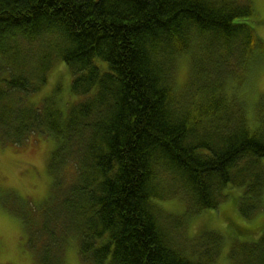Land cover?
<instances>
[{
    "label": "trees",
    "instance_id": "trees-1",
    "mask_svg": "<svg viewBox=\"0 0 264 264\" xmlns=\"http://www.w3.org/2000/svg\"><path fill=\"white\" fill-rule=\"evenodd\" d=\"M254 23L249 0H0V141H54L50 197L23 222L38 264H65L72 239L86 264H215L221 238L188 249L158 204L201 212L239 188L243 217L263 206L264 117L252 129L237 97L264 52ZM59 61L75 99L64 113L28 102ZM229 258L264 264V243Z\"/></svg>",
    "mask_w": 264,
    "mask_h": 264
},
{
    "label": "rangeland",
    "instance_id": "rangeland-1",
    "mask_svg": "<svg viewBox=\"0 0 264 264\" xmlns=\"http://www.w3.org/2000/svg\"><path fill=\"white\" fill-rule=\"evenodd\" d=\"M249 1L254 10L253 28L264 42V0ZM243 67L237 97L242 100L245 116L253 129L258 124L256 118L264 117V52L252 53ZM175 68V86L180 89L186 80L187 60L181 59ZM71 81L68 68L59 61L47 73L46 84L28 95V102L42 104L51 97L64 113L63 109L75 102ZM53 147L54 141L42 136L17 147L0 141V264H38L26 241L28 223L23 222L27 218L32 222L37 220L50 197L52 179L47 161ZM241 193L239 188H228L224 190V200L216 208L201 212H189L180 196L160 201L161 220L167 226L176 227L172 228L179 232L177 237L173 236L175 241L185 242L187 248H196L201 241L211 243L212 235H218L221 246L215 264H231V247L257 240L264 243V191L263 206L251 218L239 213L237 202ZM75 242L72 239L65 247V264H86L79 257Z\"/></svg>",
    "mask_w": 264,
    "mask_h": 264
}]
</instances>
